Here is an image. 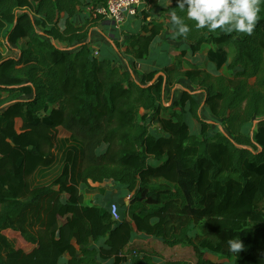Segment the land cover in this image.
<instances>
[{
    "label": "trees",
    "instance_id": "16d2710c",
    "mask_svg": "<svg viewBox=\"0 0 264 264\" xmlns=\"http://www.w3.org/2000/svg\"><path fill=\"white\" fill-rule=\"evenodd\" d=\"M169 1L163 20L138 12L124 53L143 63L166 35L183 47L179 63L137 70L95 58L91 23L77 25L109 0H0V44L14 54L0 55V264H264V4L251 34L193 27L185 38ZM184 80L203 101L185 89L164 117L167 90ZM59 130L76 141L65 157L55 154ZM77 166L83 187L112 181L129 205L86 206ZM39 169L60 175L36 185ZM138 234L197 260L162 263L133 243ZM232 239L243 240L240 254Z\"/></svg>",
    "mask_w": 264,
    "mask_h": 264
},
{
    "label": "crops",
    "instance_id": "0c3cea01",
    "mask_svg": "<svg viewBox=\"0 0 264 264\" xmlns=\"http://www.w3.org/2000/svg\"><path fill=\"white\" fill-rule=\"evenodd\" d=\"M155 0L153 3H152V8L153 10H151V12H149V14L151 16H154V17H157V18H160L161 20H163V18H161V14H160V8L162 6H168V5H171L170 1L169 0ZM155 9V10H154ZM87 13H88V10H84V11H81L79 13V18L77 16V25H82L85 23V19L88 18L89 16H87ZM130 20V21H129ZM128 22L124 25V32L125 34H120V37H123L124 39H127L129 37L130 34L132 33H138L140 31V28H141V23L139 21L138 18H135V19H129ZM102 24V28L101 30L99 29H95L94 27H92V31L90 33V40L93 41V43H100V44H105V41L102 39V36L104 35H108L109 37H114L115 35V32L113 27L110 25V23L108 22H101ZM120 39V38H119ZM164 35L160 36L158 38V40L156 41V44H155V54H153V50H151V55L150 57L148 58V60H146V64L147 66L145 65V62L143 63H139V62H134L131 58V56L129 55H126L124 52H125V49H126V46L123 50L121 51H117L116 49H114L113 45L111 44V46L109 47V50H110V58L111 59H116L118 57H123L124 61L123 63L126 65L128 62L134 64V65H138L137 66V70L143 68V67H148L149 70H155L156 68H159V66H169L168 64H173V63H176V60L178 59L180 53H181V49L183 48L181 44L175 42L174 40L173 41H170V42H164ZM182 47V48H181ZM160 49V50H163V52H166V50H169V61L168 62H165V63H162L161 62V59H157V58H153L151 56H156V57H159V55L161 54L160 50H159V53H157V50ZM209 49L210 48H204V51L197 55V59H200L202 62L201 63H206V60L204 56L205 54V51H208L209 52ZM122 53V55H121ZM208 54V53H207ZM206 54V55H207ZM164 55V54H163ZM161 56V55H160ZM207 58V57H206ZM174 59V60H173ZM200 63V61H199ZM200 63V64H201ZM129 64V63H128ZM127 64V65H128ZM127 65L125 68H127ZM203 65V64H201ZM210 65L211 64H208L207 65V68H210ZM214 66L211 65V68H213ZM142 70V69H141ZM45 169H39L37 171V173L34 175L35 176V184L36 185H44L46 184V181H49V180H54L56 179L59 175H60V170H55L54 172H51L50 174H48L46 177L44 176L45 175ZM51 180V181H52ZM73 183L76 184L77 186H79L80 190L83 192V196H84V204L86 206H92V205H98V206H101V207H106L107 204L112 201V199L114 198H118V201H119V204H123L122 200H125L124 203H128V199L130 196H127L126 192L121 189L119 186H117L114 182L112 181H107L105 182L103 185H101L100 187L98 186V188H95V189H88L86 187H83L79 181V166L76 167V169L74 170L73 169ZM133 224V223H132ZM145 235H142V234H138L136 236V238L134 239L133 243L137 245V243L140 241V239H142ZM147 237V236H146ZM148 238V237H147ZM103 264H130L128 261H120V263L118 262V260H116V258L114 259H111Z\"/></svg>",
    "mask_w": 264,
    "mask_h": 264
},
{
    "label": "clouds",
    "instance_id": "9594fccd",
    "mask_svg": "<svg viewBox=\"0 0 264 264\" xmlns=\"http://www.w3.org/2000/svg\"><path fill=\"white\" fill-rule=\"evenodd\" d=\"M261 4L264 0H178V7L170 13V19L179 37L186 38L193 27L209 32L222 29L251 34L259 21ZM176 9L185 15H179ZM186 19L194 24L190 26ZM228 247L230 252L240 254L244 242L232 239Z\"/></svg>",
    "mask_w": 264,
    "mask_h": 264
},
{
    "label": "rangeland",
    "instance_id": "374dc122",
    "mask_svg": "<svg viewBox=\"0 0 264 264\" xmlns=\"http://www.w3.org/2000/svg\"><path fill=\"white\" fill-rule=\"evenodd\" d=\"M158 1V0H157ZM156 1V2H157ZM155 10V9H154ZM87 16H89L88 18L85 19V22L88 21L91 23V27H96L95 29H99L101 30L102 28V23L103 20H100L97 16L95 15H91L89 12L87 13ZM79 18V15H78ZM130 21V20H129ZM80 25V24H79ZM123 34H125V32H123ZM109 35V34H108ZM108 35H104L102 36V39L105 41V44H100L97 43V46L100 47L101 50V57L102 58H110V50L109 47L112 44V41H114V37H109ZM164 42H170L173 41L171 38H169L168 36L164 35ZM4 43V42H3ZM3 43L0 44V55L3 57H8V56H12L14 55L10 50H8V48L3 46ZM116 43V42H115ZM109 46V47H108ZM98 47V48H99ZM155 45L153 47V54H155ZM159 50H157V53H159ZM162 51V52H161ZM163 50H160L161 52V56L159 55V57L151 56L153 58H157V59H161L162 63L168 62L169 61V50H166V52H163ZM204 51V48H203ZM208 51H205V54L203 57H207ZM164 54V55H163ZM207 54V55H206ZM115 60H117V63H120V66L125 68L127 65V68H137L138 65H134L130 62H128L126 65L123 63L124 59L123 57H118ZM174 60V59H173ZM147 61H145V65ZM179 63V60H176V63L168 64L169 66H176V64ZM208 63V62H207ZM145 66V67H146ZM183 67L186 68V64H183ZM210 70H212L211 65H210ZM140 70V69H139ZM225 73V69L221 68L218 70V72H213L214 75H218V74H224ZM185 89H189L191 92H195V94H197L198 99L200 102L203 101V96L200 93V91L198 92V89L196 87H194L191 83H189L188 81L184 80L182 82V85L180 86H176L174 89L172 90H167V94H166V98H165V105L166 108H170L169 111H165L163 114L164 117H169L171 115V113L173 112V110L175 111V109H171L172 105L175 104L176 102H178L181 99L183 90ZM177 111H181L180 109H177ZM201 114L203 116L204 119L209 120L211 122H215L216 118L210 114V112L206 109H202ZM196 123V122H195ZM159 124V123H156ZM197 125V123H196ZM219 127H217L219 130H222V126L218 125ZM216 130V129H215ZM76 141L68 134L66 133L64 130H59L58 133V140H57V144H56V149H55V154L59 157L63 154V157H65L66 152L69 149H73L74 151L76 150L75 147ZM52 180V179H51ZM51 180L46 181V184H49L51 182ZM32 182L34 184L35 182V176H33L32 178ZM125 200H122L123 204H124ZM129 202V199L127 200ZM137 247L139 249H143L146 251H149L150 253H152L153 255H155V257H157L162 263L168 261V260H172V261H184V262H190V263H194L197 260V257L194 253V251L189 248V247H182V246H177L174 248H170L168 246H166L163 242H161L160 240L154 239V238H147L146 236H144L142 239H140V241L137 243ZM225 264H229L226 260L223 261Z\"/></svg>",
    "mask_w": 264,
    "mask_h": 264
},
{
    "label": "built area",
    "instance_id": "2783aa9c",
    "mask_svg": "<svg viewBox=\"0 0 264 264\" xmlns=\"http://www.w3.org/2000/svg\"><path fill=\"white\" fill-rule=\"evenodd\" d=\"M151 5L152 3L150 0H109L107 5H99L87 10L91 15H95L104 22L110 23V25L114 29L113 32H115L112 45L116 42L119 46V50L121 51L125 48L126 41L128 39H124V36L120 37V34L124 32V25L128 22L129 19L137 18V14L140 10L147 9L148 12H151ZM90 42L92 44L93 56L95 58H100V47L97 46V43H93L92 40H90ZM116 61L117 60H115V62ZM117 64L120 65V63ZM150 130L161 131V128L159 127V124L154 123L151 125ZM110 214L115 221H119L121 219L118 203H114L111 205Z\"/></svg>",
    "mask_w": 264,
    "mask_h": 264
},
{
    "label": "water",
    "instance_id": "95a60500",
    "mask_svg": "<svg viewBox=\"0 0 264 264\" xmlns=\"http://www.w3.org/2000/svg\"><path fill=\"white\" fill-rule=\"evenodd\" d=\"M127 205H129V202L127 203Z\"/></svg>",
    "mask_w": 264,
    "mask_h": 264
}]
</instances>
